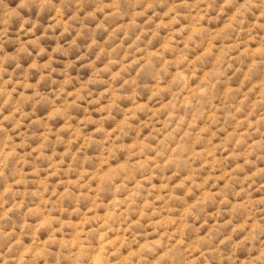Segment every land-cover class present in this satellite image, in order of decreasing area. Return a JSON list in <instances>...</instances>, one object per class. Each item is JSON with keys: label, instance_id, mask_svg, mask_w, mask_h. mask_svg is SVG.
<instances>
[{"label": "clouds", "instance_id": "obj_1", "mask_svg": "<svg viewBox=\"0 0 264 264\" xmlns=\"http://www.w3.org/2000/svg\"><path fill=\"white\" fill-rule=\"evenodd\" d=\"M0 264H264V0H0Z\"/></svg>", "mask_w": 264, "mask_h": 264}, {"label": "rangeland", "instance_id": "obj_2", "mask_svg": "<svg viewBox=\"0 0 264 264\" xmlns=\"http://www.w3.org/2000/svg\"><path fill=\"white\" fill-rule=\"evenodd\" d=\"M10 2H11V0H10ZM45 44L47 46L51 47V46H54L55 42L54 41H46Z\"/></svg>", "mask_w": 264, "mask_h": 264}]
</instances>
